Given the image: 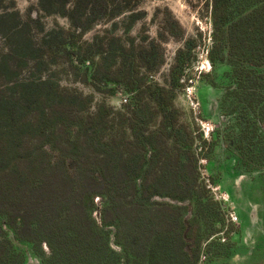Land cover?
<instances>
[{"label": "trees", "instance_id": "obj_1", "mask_svg": "<svg viewBox=\"0 0 264 264\" xmlns=\"http://www.w3.org/2000/svg\"><path fill=\"white\" fill-rule=\"evenodd\" d=\"M141 3L36 0L23 16L0 0V264H200L224 221L201 160L212 163L224 144L237 175L264 173V0H212V70L202 83L222 93L229 122L211 143L174 102L193 80V39L167 86L154 78L165 63L155 39L135 45L112 30L86 39L119 18L128 36L146 17ZM46 17L68 26L47 30ZM61 66L127 103L94 102L52 76L18 81Z\"/></svg>", "mask_w": 264, "mask_h": 264}, {"label": "rangeland", "instance_id": "obj_2", "mask_svg": "<svg viewBox=\"0 0 264 264\" xmlns=\"http://www.w3.org/2000/svg\"><path fill=\"white\" fill-rule=\"evenodd\" d=\"M14 2L16 9L24 16L28 9L36 3V0H8ZM140 11L146 13V17L138 21L128 36L124 33L122 18L115 22L104 21L86 35V39L91 40L94 36L103 34L107 30H112L115 35L131 37L135 45L144 43V40L155 39L161 45L164 53L165 63L154 78L163 86H167V78L170 73L171 65L174 63L175 56L180 49H183L185 42L189 39L195 41L193 59L190 61L186 78L193 79L194 96H187L185 91L175 92V105L180 111L181 120L194 130L195 135L202 133L200 124L196 123L195 118L199 119V108L195 103L201 102L203 114L212 117L215 123L222 129L227 126L229 120L221 119L219 114L211 112L212 102L219 98L220 93L212 90L208 85L202 83L207 70V52L212 44V0H142ZM46 29L68 26L66 19L46 17L43 18ZM174 22L180 25L183 36L179 35L174 27ZM117 23V26H113ZM175 33V35L173 34ZM56 70L55 75L51 71ZM50 72L42 74V77L22 75L18 81L47 79L53 77L55 84L61 87L74 88L81 91L84 95L93 97L94 102H104L115 109L122 104L125 98L123 94H102L94 91L89 85L75 80L69 67L61 66L58 69L51 68ZM192 80V81H193ZM186 85H189L186 83ZM5 90L8 86L3 87ZM3 91V90H2ZM7 91V90H6ZM194 102V103H193ZM213 165L206 167V162H202V175L209 182L201 181L207 188L206 196L212 199L215 197L227 200L223 196L228 194L231 199L228 212L235 211L238 222L228 219L218 227L220 238L224 244L216 241L209 249L210 264H264V180L259 174L237 175L234 165L227 160L224 150L218 149L213 154ZM210 171V172H209ZM216 184H213L214 181ZM208 184L212 188L208 189ZM220 188V191L218 190ZM202 190V188H200ZM213 191V192H212ZM217 198V199H218ZM219 200V199H218ZM222 218V214L220 216ZM238 223V224H237ZM234 249L233 254L227 253L228 247ZM216 254V255H215ZM217 254L224 255L217 256ZM31 264H36L32 260Z\"/></svg>", "mask_w": 264, "mask_h": 264}, {"label": "flooded vegetation", "instance_id": "obj_3", "mask_svg": "<svg viewBox=\"0 0 264 264\" xmlns=\"http://www.w3.org/2000/svg\"><path fill=\"white\" fill-rule=\"evenodd\" d=\"M208 54H209V50H208ZM207 61H208V63H209V68H207V70L208 71H203V72H200V74L202 75V73H205V74H207V73H209V72H211V70H212V67H211V63H210V61H209V58H208V56H207ZM204 74V75H205ZM193 84H194V80H193ZM210 89H212V90H215V89H213V88H211L210 86H208ZM219 92V91H218ZM220 93V96H219V98L221 97V95H222V93L221 92H219ZM219 98H217L216 100H215V102H212L211 101V103H212V106H211V112L214 114V111L215 112H217L218 114H219V116H220V118L221 119H224L225 117L224 116H222L221 115V113H220V111H219V109H218V99ZM197 104V106H198V108L200 109L199 110V118H201L202 120H204V121H208L210 124H211V130H210V132H209V135L208 136H204V139L208 142V143H211L212 142V140H213V136L215 135V133L218 131V130H221L222 128H221V126L218 124H216L215 123V121L214 120H216V119H214L213 120V116L212 117H207L206 115H204L203 114V111H202V106H201V102H198V103H196ZM203 116H206V118H203ZM226 119V118H225ZM224 148H225V146H224V144H222L221 145V147L219 148V150L220 149H222V150H224ZM208 150V148L206 149V151ZM212 160H213V156H212ZM202 162H206V165H204V166H206V167H203V168H205V169H207V171L209 170L208 168H209V166H211V165H213L214 163L212 162V163H209V160L208 159H202L201 160V162H200V164H201V169H200V173H201V179L202 180H204L206 183L207 182H209L208 180H206L204 177H203V175H202ZM210 172V171H209ZM260 175V177H263V180H264V173H262V174H259ZM214 181V180H213ZM213 184H216L215 183V181H214V183ZM208 189H211L212 190V188L209 186V184H208ZM219 191H220V188L218 189ZM213 192V191H212ZM215 195H216V193L214 194V196L212 197L213 198V200L215 201V202H217V203H219L220 205H221V212H222V214L224 215V221H225V223L228 221V219L230 220V218L231 219H233V220H235L236 222H238L239 220H238V217L236 216V214H235V211H234V209H233V212L231 213V212H228V210L230 209V206H229V202H230V198H229V196H228V194L227 193H225L223 196H225V197H227V200L223 197L222 199H220V198H216L215 197ZM217 196V195H216ZM229 201V202H228ZM238 224V223H237ZM220 233L218 232L215 236H213L206 244H204V248H206V246H207V244H209V243H211V242H216V241H218V242H220V244H221V242H222V240H221V238H220V235H219ZM214 242V243H215ZM222 244H224L223 242H222ZM232 247V246H231ZM231 247L229 246L228 247V250H227V253L229 252V254H233L234 253V249H231ZM210 255L211 254H209V255H202V257H201V259H200V264H210ZM217 256H224L223 254L222 255H220V254H217Z\"/></svg>", "mask_w": 264, "mask_h": 264}, {"label": "built area", "instance_id": "obj_4", "mask_svg": "<svg viewBox=\"0 0 264 264\" xmlns=\"http://www.w3.org/2000/svg\"><path fill=\"white\" fill-rule=\"evenodd\" d=\"M207 56H208V52H207ZM207 61V59H206ZM207 68H209V63L207 61ZM193 81L191 80L189 82V85H187L186 89H185V93L187 96H194V89H193V85H190L192 84ZM123 103H127V99H123L122 101ZM194 103V102H193ZM196 104V103H195ZM197 106V104H196ZM197 122L200 124V127H201V131L203 132L204 136H208L209 135V132L211 130V124L208 122V121H204V120H201V119H197Z\"/></svg>", "mask_w": 264, "mask_h": 264}]
</instances>
